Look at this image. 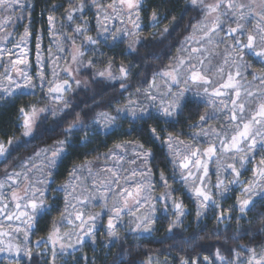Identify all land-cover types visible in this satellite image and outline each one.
I'll use <instances>...</instances> for the list:
<instances>
[{
  "label": "rangeland",
  "instance_id": "rangeland-1",
  "mask_svg": "<svg viewBox=\"0 0 264 264\" xmlns=\"http://www.w3.org/2000/svg\"><path fill=\"white\" fill-rule=\"evenodd\" d=\"M195 1L206 14L172 61L114 114H100L96 125L109 129L118 116L174 118L186 99L203 103L205 113L187 138L168 135L164 140L168 158L203 207L212 186L222 195L231 190L238 173H245L247 197H240L242 203L264 194V99L258 100L260 89L246 78L250 62L238 51L242 42L249 43L264 63V0ZM139 3L108 4L95 22L98 39L111 44L132 38ZM28 4L29 0H0V100L22 92H39L47 100L43 107L23 112L27 136L43 111L55 115L68 91L89 85L82 70L93 66L95 75L116 78L91 49L65 41L51 19L44 32L32 37L24 20ZM6 151L7 146L0 144V160ZM63 151L61 142L40 149L0 178L1 260L20 264L42 246L51 253L71 250L104 233L113 236L126 222L139 230L150 224L155 202L162 199L159 184L149 168V152L139 143L125 141L73 167L61 188L63 214L46 237L34 239L33 225Z\"/></svg>",
  "mask_w": 264,
  "mask_h": 264
},
{
  "label": "trees",
  "instance_id": "trees-1",
  "mask_svg": "<svg viewBox=\"0 0 264 264\" xmlns=\"http://www.w3.org/2000/svg\"><path fill=\"white\" fill-rule=\"evenodd\" d=\"M112 2L29 0L24 20L32 37L44 32L51 19L65 34V41L91 49L116 78L95 75L93 66L82 70L89 85L68 91L55 115L43 111L29 136L24 133L23 112L46 105L44 96L22 92L0 100V144L7 146L0 160V178L40 149L63 143L44 206L33 225L34 239L46 237L63 214L61 188L73 167L96 159L117 143L133 141L149 152V168L162 199L157 198L152 220L141 230L126 222L117 226L113 236L104 233L71 250L51 253L42 246L20 264H264V194L239 202L247 197L245 173H230L237 178L222 195L212 186L203 207L168 158L164 140L168 135L187 138L205 113L203 103L186 99L174 118L118 116L109 129L96 125L100 114H114L132 93L149 86L205 16V7L195 0H140L135 34L108 44L98 39L95 22ZM248 44L242 42L238 51L250 62L246 78L260 89L258 100L262 101L264 63ZM0 264L13 263L0 259Z\"/></svg>",
  "mask_w": 264,
  "mask_h": 264
}]
</instances>
